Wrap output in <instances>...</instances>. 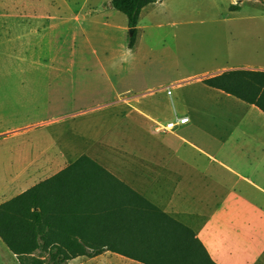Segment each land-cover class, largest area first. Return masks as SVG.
<instances>
[{
  "label": "rangeland",
  "instance_id": "1",
  "mask_svg": "<svg viewBox=\"0 0 264 264\" xmlns=\"http://www.w3.org/2000/svg\"><path fill=\"white\" fill-rule=\"evenodd\" d=\"M111 1L0 0V199L25 184L22 172L34 145L42 146L43 138L59 144L53 138L64 140L72 130L68 121L41 125L51 118L111 106L82 120L89 134L107 132L115 125L112 118L101 127L91 119L109 116L122 104L138 105L160 117L158 122L188 115L191 124L177 131L195 140L206 124L200 105H230L199 84L213 75L204 72L219 65H264V0L240 2L239 11L230 10L239 0H155L141 13L131 63H120L130 37L128 19ZM166 86L172 96L153 92ZM131 109L133 120L146 117ZM29 128V134L22 132ZM249 198L253 206L245 207V216L264 219V192L251 189ZM255 228L264 237V226ZM42 256L15 255L0 239V264H30Z\"/></svg>",
  "mask_w": 264,
  "mask_h": 264
},
{
  "label": "crops",
  "instance_id": "2",
  "mask_svg": "<svg viewBox=\"0 0 264 264\" xmlns=\"http://www.w3.org/2000/svg\"><path fill=\"white\" fill-rule=\"evenodd\" d=\"M237 70L264 71V65H219L204 73L214 77ZM210 90L229 99L230 105L203 102L199 110L206 124L202 137L195 140L179 131L155 135L144 132V124L158 122L160 117L138 105L122 104L109 116L91 119L93 125L101 127L110 125L107 117L112 118L115 125L107 132L98 129L89 134L90 126L82 120L111 106L51 118L41 125L51 127L68 121L73 123L72 130L64 140L53 138L60 139L59 144L56 140L50 145L43 138L42 146H33L30 164L22 172L25 184L3 195L0 205L86 156L148 205L131 201L129 196L123 202L118 187L69 188L66 194L70 201L62 208L63 224H59L64 239L96 243L102 250L69 264H196L200 245L215 264H264V237L255 228L264 226V219L244 214L245 207L253 206L250 190L264 192L263 186L244 173L264 182V112L221 90ZM132 107L146 117L137 114L141 121L133 120L129 116L134 112ZM123 118L128 121L122 123ZM189 119L179 128L190 125ZM93 144L97 145L95 149ZM90 193L94 195L92 202L87 200Z\"/></svg>",
  "mask_w": 264,
  "mask_h": 264
},
{
  "label": "trees",
  "instance_id": "3",
  "mask_svg": "<svg viewBox=\"0 0 264 264\" xmlns=\"http://www.w3.org/2000/svg\"><path fill=\"white\" fill-rule=\"evenodd\" d=\"M243 1L262 0H239V4L232 5L230 10L239 11L240 2ZM153 3L155 0L111 1V7L124 14L128 19V27L135 30L129 37L128 48L135 47L142 11ZM203 83L255 105L264 112V71H228L207 78ZM72 187H108L112 190L118 187L123 202L128 201L129 196L131 201L133 199L140 205H148L125 184L88 157L82 156L59 175L0 205V239L10 252L18 256H30L40 251L45 259H31L30 264H69L78 257L96 255L102 251L97 249L96 243L64 239L59 224H63L62 208L67 200L70 201L66 192ZM93 196L92 193L87 195L88 202L94 200ZM198 260L196 264H215L201 245Z\"/></svg>",
  "mask_w": 264,
  "mask_h": 264
},
{
  "label": "built area",
  "instance_id": "4",
  "mask_svg": "<svg viewBox=\"0 0 264 264\" xmlns=\"http://www.w3.org/2000/svg\"><path fill=\"white\" fill-rule=\"evenodd\" d=\"M170 86L161 87L157 91H164L168 96H172V90L168 89ZM190 122L188 116H179L176 115L173 120H169L166 122H156L152 121L153 124H144L143 130L144 132L155 135V134H172L175 133L179 127L184 126Z\"/></svg>",
  "mask_w": 264,
  "mask_h": 264
},
{
  "label": "clouds",
  "instance_id": "5",
  "mask_svg": "<svg viewBox=\"0 0 264 264\" xmlns=\"http://www.w3.org/2000/svg\"><path fill=\"white\" fill-rule=\"evenodd\" d=\"M134 59H135V56L132 52V49L125 46L123 53L120 57V63H131ZM112 67L115 70L118 67V65L113 64Z\"/></svg>",
  "mask_w": 264,
  "mask_h": 264
},
{
  "label": "water",
  "instance_id": "6",
  "mask_svg": "<svg viewBox=\"0 0 264 264\" xmlns=\"http://www.w3.org/2000/svg\"><path fill=\"white\" fill-rule=\"evenodd\" d=\"M134 31H135L134 29L130 30V36H132L134 34Z\"/></svg>",
  "mask_w": 264,
  "mask_h": 264
}]
</instances>
